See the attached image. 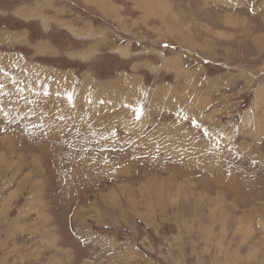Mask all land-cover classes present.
I'll return each instance as SVG.
<instances>
[{
	"label": "rangeland",
	"instance_id": "obj_1",
	"mask_svg": "<svg viewBox=\"0 0 264 264\" xmlns=\"http://www.w3.org/2000/svg\"><path fill=\"white\" fill-rule=\"evenodd\" d=\"M145 1L0 0V264H264V0Z\"/></svg>",
	"mask_w": 264,
	"mask_h": 264
},
{
	"label": "bare ground",
	"instance_id": "obj_2",
	"mask_svg": "<svg viewBox=\"0 0 264 264\" xmlns=\"http://www.w3.org/2000/svg\"><path fill=\"white\" fill-rule=\"evenodd\" d=\"M158 2V0H147V1H145L146 3L147 2ZM76 32H78V33H81L82 31H76ZM15 36V33H12V32H7V33H3L2 35H1V39H8V38H10V37H14ZM38 44V50L39 51H41L42 49H43V47H44V45H40V44H43V42H38L37 43ZM54 47V46H53ZM95 48V47H94ZM95 52V51H94ZM80 53V52H79ZM81 57V56H80ZM169 62H171V60H169V59H167V60H165V64H167V63H169ZM53 70V69H52ZM57 74V73H56ZM29 75V73L27 74V76ZM31 76V75H30ZM29 78V77H28ZM139 78L137 77V76H132V81L133 80H138ZM20 81V80H19ZM27 81V80H26ZM58 81H60V80H58ZM123 81H125L124 79H123ZM32 82V81H31ZM56 82H57V79H56ZM91 82V81H90ZM118 82H120V81H117V83ZM134 82V81H133ZM136 82V81H135ZM134 82V83H135ZM85 83V82H84ZM113 82H111V84H112ZM20 84V83H19ZM48 84H50V83H48ZM53 84V83H52ZM55 84V83H54ZM58 84V83H57ZM70 83H62L61 85H57V86H62V88H64L66 85H69ZM87 83H85L84 85H86ZM90 83H88L87 85H89ZM101 84V83H100ZM104 84H105V82H104ZM124 84H126V83H124ZM123 84V85H124ZM130 84V83H129ZM137 84V83H136ZM34 85V84H33ZM116 85H118V84H116ZM37 86V85H36ZM50 86H52V85H50ZM55 86V85H54ZM57 86H55V87H53V88H51V90H49V92H48V94H50L51 95V93H53V92H56L57 91V89H58V87ZM97 86V85H96ZM101 86V85H100ZM104 86V85H103ZM102 86V87H103ZM120 86H121V82H120ZM127 86H129V85H126V87ZM135 86V85H134ZM99 87V86H98ZM105 87V86H104ZM121 87H123V86H121ZM27 88H29V87H27ZM33 88V87H32ZM40 88H41V86H40ZM47 88V87H46ZM87 88H90V87H88V86H83V88H82V90H83V92H85L86 91V89ZM129 88V87H128ZM19 89H21V87L19 88ZM23 89H25V87H23ZM38 88L36 87V90H37ZM66 89V88H65ZM104 89V88H103ZM132 89V88H131ZM138 89V88H137ZM136 89V90H137ZM28 90V89H27ZM35 90V91H36ZM79 90V89H78ZM89 90V89H88ZM124 90V89H123ZM167 90V89H166ZM166 90H164V89H162V87H160V88H158V93H161V95L163 94V93H165L166 92ZM34 91V90H33ZM60 91H61V89H60ZM62 91H63V89H62ZM96 91V90H95ZM157 91V90H156ZM259 91H260V89H259ZM38 92V91H37ZM43 92V91H42ZM45 92V91H44ZM99 92V91H98ZM138 92V91H137ZM66 93V92H65ZM81 93H82V91H81ZM81 93H79V94H81ZM155 93H157V92H155ZM43 94V93H42ZM58 94V93H57ZM83 94V93H82ZM117 94H118V92H117ZM127 94V93H126ZM261 94V93H260ZM14 95V94H13ZM12 95V96H13ZM54 95V94H53ZM53 95H52V97H53ZM56 95V94H55ZM63 95V94H62ZM77 95V94H76ZM105 94H103V96H104ZM116 95V94H115ZM125 95V94H124ZM259 95V94H258ZM46 96V95H45ZM66 95H64V97H65ZM69 96V95H68ZM114 96V95H113ZM117 96V95H116ZM128 96H130L129 98H132L133 96L130 94V95H128ZM132 96V97H131ZM44 97V96H43ZM51 97V96H50ZM60 97V96H59ZM108 97V96H107ZM119 97V96H118ZM139 97H140V95H139ZM48 98V97H47ZM46 98V99H47ZM54 98V97H53ZM76 98H77V96H76ZM78 98H79V96H78ZM86 100H88L90 97H88L87 95H86V97H84ZM103 98V97H102ZM101 98V99H102ZM106 98V97H105ZM116 98V97H115ZM115 98H110V99H115ZM126 98H127V96H126ZM137 98V97H136ZM259 98V97H258ZM261 98H262V96H261ZM45 99V100H46ZM57 99V98H56ZM64 99V98H63ZM67 99V98H66ZM91 99H93V98H91ZM104 99V98H103ZM120 99H123V98H120ZM157 99H159V97L158 96H155L154 98H152L151 99V102H150V104L148 105V109H150V108H153L154 107V103H155V100H157ZM71 100H72V98H71ZM70 100V101H71ZM80 100V99H79ZM81 100H82V98H81ZM99 100H100V97H99ZM115 100H117V99H115ZM124 100V99H123ZM122 100V101H123ZM54 101V100H53ZM89 101V100H88ZM97 101H98V99H97ZM104 101V100H103ZM131 101V100H130ZM130 101H124V104H126V106H128V108H131V106H130ZM56 102V101H55ZM75 102V101H74ZM77 102V101H76ZM130 102V103H129ZM136 102V101H135ZM138 102V101H137ZM42 103V102H41ZM43 103H45V102H43ZM51 103V102H50ZM73 103V102H72ZM78 103V102H77ZM119 103H120V101H119ZM75 104V103H74ZM92 105H94V106H97L98 107V105L96 104V103H94V102H92L91 103ZM106 103H104V105H105ZM113 104H115V103H113ZM152 104V105H151ZM43 105V104H42ZM78 105V104H77ZM134 105V104H133ZM54 106V105H53ZM116 106V105H115ZM118 106V105H117ZM47 107V106H46ZM86 107V106H85ZM84 108V107H83ZM88 108H90V107H88ZM53 109V108H52ZM85 109V108H84ZM117 109V108H116ZM54 110V109H53ZM264 111V110H263ZM128 112H129V110H128ZM133 112H135V111H133ZM84 113V112H83ZM93 113V112H92ZM132 113V112H131ZM143 115H144V113H143ZM47 117V116H46ZM97 122V121H96ZM95 123V122H94ZM101 125V124H100ZM103 126V125H102ZM106 130V129H105ZM104 132V131H103ZM106 132V131H105ZM36 135V134H35ZM108 140V139H107ZM110 140V139H109ZM39 174V173H38Z\"/></svg>",
	"mask_w": 264,
	"mask_h": 264
},
{
	"label": "crops",
	"instance_id": "obj_3",
	"mask_svg": "<svg viewBox=\"0 0 264 264\" xmlns=\"http://www.w3.org/2000/svg\"><path fill=\"white\" fill-rule=\"evenodd\" d=\"M15 6H13L15 9H12V11L13 10H16V9H18V8H22V7H26L24 4H22V5H17V4H14ZM9 6H4V5H2V4H0V10H3V12H1L0 13V15L1 16H3V17H5V18H12V19H16L14 16H18L19 18H23V19H26V14H30L29 12H28V10L26 9L25 11H16L15 13L14 12H8L9 10L7 9ZM10 8V7H9ZM32 14V13H31ZM41 17V16H40ZM7 21H8V23L10 24L11 22H13V23H15L16 21L14 20V21H12L11 19H7ZM7 27H10V25L8 26V25H6ZM11 27H14V26H11ZM5 28V27H4ZM6 29V28H5ZM12 29H14V30H12ZM24 29H26V28H8V29H6L5 31H3L4 33H7V32H22ZM26 31L28 32V30L26 29ZM3 32H1V34L3 33ZM6 40V39H5ZM4 41V40H3ZM44 41H46V42H49V44L50 45H52V46H55L53 43H52V41H50V40H45V39H43V38H38L37 40H35V43L33 44V45H35V44H37V42H44ZM82 50L84 51V50H86V49H83L82 48ZM77 51V50H76ZM41 56H44V55H41Z\"/></svg>",
	"mask_w": 264,
	"mask_h": 264
},
{
	"label": "snow or ice",
	"instance_id": "obj_4",
	"mask_svg": "<svg viewBox=\"0 0 264 264\" xmlns=\"http://www.w3.org/2000/svg\"><path fill=\"white\" fill-rule=\"evenodd\" d=\"M71 99V96H69V100ZM136 113H137V117L139 116V112H140V109L139 108H137L136 110ZM208 133H205V135H207Z\"/></svg>",
	"mask_w": 264,
	"mask_h": 264
}]
</instances>
